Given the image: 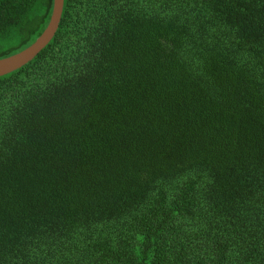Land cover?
<instances>
[{"label": "trees", "instance_id": "obj_1", "mask_svg": "<svg viewBox=\"0 0 264 264\" xmlns=\"http://www.w3.org/2000/svg\"><path fill=\"white\" fill-rule=\"evenodd\" d=\"M0 264H264V0H65L0 77Z\"/></svg>", "mask_w": 264, "mask_h": 264}, {"label": "water", "instance_id": "obj_2", "mask_svg": "<svg viewBox=\"0 0 264 264\" xmlns=\"http://www.w3.org/2000/svg\"><path fill=\"white\" fill-rule=\"evenodd\" d=\"M64 4L65 0H54L51 22L36 43L19 54L0 60V77L11 74L33 61L52 42L62 21Z\"/></svg>", "mask_w": 264, "mask_h": 264}]
</instances>
